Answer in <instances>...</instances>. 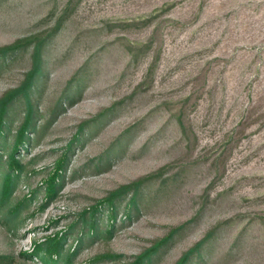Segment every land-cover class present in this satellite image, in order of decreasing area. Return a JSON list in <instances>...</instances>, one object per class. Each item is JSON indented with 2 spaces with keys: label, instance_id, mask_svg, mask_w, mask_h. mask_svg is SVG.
Wrapping results in <instances>:
<instances>
[{
  "label": "rangeland",
  "instance_id": "374dc122",
  "mask_svg": "<svg viewBox=\"0 0 264 264\" xmlns=\"http://www.w3.org/2000/svg\"><path fill=\"white\" fill-rule=\"evenodd\" d=\"M37 39L38 134L12 195L30 200L17 219L0 212V264H47L36 245L65 233L66 264H138L163 244L154 264H178L202 243L190 264H264V0H0V48L25 42L1 61L0 103L24 85ZM114 196L113 234L101 213L78 249L71 226Z\"/></svg>",
  "mask_w": 264,
  "mask_h": 264
},
{
  "label": "trees",
  "instance_id": "16d2710c",
  "mask_svg": "<svg viewBox=\"0 0 264 264\" xmlns=\"http://www.w3.org/2000/svg\"><path fill=\"white\" fill-rule=\"evenodd\" d=\"M44 40L37 39L35 52L33 55L34 65L32 70L27 75V79L24 85L16 91L15 94L11 95L5 101L0 103V212L7 209V214H12L11 217L17 219L20 215V207L26 205V201L23 200L22 203H15L12 199V195L15 192L16 187L20 183V177L25 171V166L23 165V159L20 157L21 149L24 148L25 144H30L31 140L28 137L30 132L37 133L36 128V117L38 115V110L36 109V103H38V98L41 96L43 81L40 79L43 77V58L42 51L44 47ZM25 47V42H18L12 46L0 48V65L6 60L10 55L16 53L18 50ZM2 61V62H1ZM84 77V76H83ZM83 78L78 77V84L76 90H80L81 81ZM78 92L73 94V100H69V105L76 101V96ZM16 101H19L21 108L17 112V109H13V105ZM23 107V109H22ZM62 109L61 104L55 106L51 112V116L56 117L58 111ZM22 110L24 112V118L20 126L17 128L16 133L13 134V141L10 143V135L12 134V127L14 122L13 115L17 112L20 114ZM26 150L23 149V151ZM19 153V156L16 154ZM68 164V156L64 158L61 163L56 167V173L48 178L44 185L45 190V205L52 201L58 194V191L65 183V175ZM141 185L137 184L134 188V194L128 203V211L126 217L132 218V209L139 210V198L141 196ZM119 196V195H118ZM118 196H114L103 206V210L98 208L93 209L90 213H85L75 224L71 226L70 232L73 234H78L77 244L78 249L84 243L86 236L91 235L89 239H95L100 235V221L98 220L101 213H106L108 221L102 226L104 227V232L107 235H112L114 232V220L118 214V202L122 199ZM12 208V209H11ZM11 209V211H10ZM112 220V223L109 221ZM102 229V228H101ZM68 238V233H65L63 237L55 236L53 238H48L45 242L36 245L35 255L44 258L47 264H66L71 258L74 257L72 254H67L65 250L66 240ZM169 242V239L166 240ZM165 245V244H163ZM162 245V246H163ZM162 246L154 250L151 254L152 256L144 259L143 262L138 264H154V257L159 253ZM203 247L202 244L196 245L190 252H188L180 260L178 264H190L192 257L195 254L201 252ZM70 262V261H69Z\"/></svg>",
  "mask_w": 264,
  "mask_h": 264
}]
</instances>
